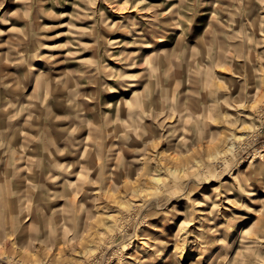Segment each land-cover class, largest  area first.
<instances>
[{
    "label": "rangeland",
    "instance_id": "rangeland-1",
    "mask_svg": "<svg viewBox=\"0 0 264 264\" xmlns=\"http://www.w3.org/2000/svg\"><path fill=\"white\" fill-rule=\"evenodd\" d=\"M0 264H264V0H0Z\"/></svg>",
    "mask_w": 264,
    "mask_h": 264
},
{
    "label": "bare ground",
    "instance_id": "bare-ground-1",
    "mask_svg": "<svg viewBox=\"0 0 264 264\" xmlns=\"http://www.w3.org/2000/svg\"><path fill=\"white\" fill-rule=\"evenodd\" d=\"M156 180H158L157 178H156ZM6 204V203H5ZM6 208V207H5ZM7 210V209H6ZM202 210V209H201ZM260 232V228L258 227V226H255L254 228H252L251 230H250V233L251 234H254V235H257L258 233ZM142 243V242H141ZM131 254V253H130ZM129 256V255H128Z\"/></svg>",
    "mask_w": 264,
    "mask_h": 264
}]
</instances>
